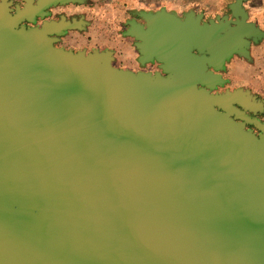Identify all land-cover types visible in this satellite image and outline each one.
Instances as JSON below:
<instances>
[{"label":"water","instance_id":"1","mask_svg":"<svg viewBox=\"0 0 264 264\" xmlns=\"http://www.w3.org/2000/svg\"><path fill=\"white\" fill-rule=\"evenodd\" d=\"M23 1L0 0V264H264V104L217 91L264 40L242 0L137 11L122 34L155 72L56 46L82 16L20 24L85 0Z\"/></svg>","mask_w":264,"mask_h":264},{"label":"crops","instance_id":"2","mask_svg":"<svg viewBox=\"0 0 264 264\" xmlns=\"http://www.w3.org/2000/svg\"><path fill=\"white\" fill-rule=\"evenodd\" d=\"M87 1L88 0H85L82 3L61 4L64 6H60L52 10V13H55L56 11L63 13V10H61L62 7L66 8L70 4H83L87 3ZM72 14L74 15V13ZM72 14L67 12L63 13L65 18L66 16L76 18L79 17L72 16ZM77 15H83L82 17L85 21L84 27L82 29L67 30L57 40V44H60L59 47L71 49L73 51L84 50L85 52H90L92 50H110L112 52L111 63L113 66L129 70H135L138 68L135 65L136 58L134 59L133 52H131V49L125 47L130 44V41L133 38L124 35H121V38H116L117 36H115V27L114 22L112 21L113 19L104 21L106 25L111 26L112 23L113 29L111 32L109 29L111 27H103L102 29L99 27V25L102 24L104 20L101 15H97V19L84 13ZM71 17H69V19ZM202 19L206 21L209 19V17L203 16ZM212 19H216V17ZM138 21L141 20L138 19ZM132 48H134L133 44ZM248 53V58L234 54L229 60L225 61L224 70L220 71V74L222 77L227 79V83L222 87H225L224 89L230 90L237 87L248 89L253 95L256 96L257 99L262 100L264 104V41H250ZM258 115L259 117L257 118L264 122V112L259 113Z\"/></svg>","mask_w":264,"mask_h":264},{"label":"rangeland","instance_id":"3","mask_svg":"<svg viewBox=\"0 0 264 264\" xmlns=\"http://www.w3.org/2000/svg\"><path fill=\"white\" fill-rule=\"evenodd\" d=\"M235 1L236 0H88L87 3L83 4H70L66 8L62 7L61 10H63V13H74L72 16H83L77 14L84 13L97 19V15H101L104 20L99 27L101 29L103 27H111L109 28L111 32L113 29L112 23L110 26L106 25L104 21L113 19L115 36H117L116 38H121V35H123L122 30L127 27L126 21L131 18L140 19L136 14L137 11H157L162 8L166 11H173L178 15H182L184 12L191 9L196 13H202L204 17L214 18L216 16L221 17L227 15L229 19L234 20L237 16L232 14L229 6ZM240 6L247 13V21L253 23L261 30H264V0H242ZM132 44L134 48H132ZM55 45L59 46L60 44L56 42ZM125 47L131 49L134 59L136 58L137 64L135 63V65L138 68L133 71L144 70L153 72L155 70L156 61L145 63L144 65L138 63L137 58L139 53L134 45V39Z\"/></svg>","mask_w":264,"mask_h":264},{"label":"flooded vegetation","instance_id":"4","mask_svg":"<svg viewBox=\"0 0 264 264\" xmlns=\"http://www.w3.org/2000/svg\"><path fill=\"white\" fill-rule=\"evenodd\" d=\"M10 2L9 6L12 8V11L14 12L15 10V6L16 5H19V7H23V4H24V1L23 0H8ZM36 0H33V3H35ZM60 6H64V5H61V4H51L50 6H48V8L46 9V12H48V15H46L45 17L43 18H40L39 16H35V19H34V22H30L28 20H23L20 24H24L25 26H31V25H40L42 23V21L46 20V21H49V20H58L59 19V16L60 15H63L62 12H58L56 11L55 13H52V10L60 7ZM71 16H66V18H69ZM138 20V19H136ZM39 23V24H38ZM155 71H160V68L158 67V63H156V66H155ZM225 87H219L217 89V91H224ZM249 115H252L250 112H248ZM256 117H259V115L257 114ZM245 128L246 129H251L254 133L258 134V130L252 125V124H249V123H245Z\"/></svg>","mask_w":264,"mask_h":264},{"label":"built area","instance_id":"5","mask_svg":"<svg viewBox=\"0 0 264 264\" xmlns=\"http://www.w3.org/2000/svg\"><path fill=\"white\" fill-rule=\"evenodd\" d=\"M150 72H152V71H150ZM154 72V71H153Z\"/></svg>","mask_w":264,"mask_h":264}]
</instances>
